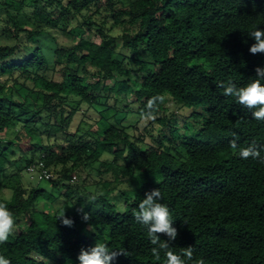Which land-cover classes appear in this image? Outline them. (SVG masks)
Instances as JSON below:
<instances>
[{"label":"trees","instance_id":"16d2710c","mask_svg":"<svg viewBox=\"0 0 264 264\" xmlns=\"http://www.w3.org/2000/svg\"><path fill=\"white\" fill-rule=\"evenodd\" d=\"M0 15V76H6L0 82V134L19 120L18 109L38 119L31 120L33 125L42 118L58 119L59 126L43 125L49 142L50 134L66 130L78 112L63 117L57 109L72 98L97 113L91 124L96 136L83 146H43L46 169L62 168L52 186L62 185L70 200V173L103 155L111 157L120 178L131 184V190L121 193L123 207L105 195L87 203L80 196L61 213L48 203L43 187L11 177L5 186L9 197L0 202L14 213L17 227L0 245V255L11 264H78L81 249L103 242L125 253L118 254L114 264H165L164 252L159 261L154 259L146 228L133 216L145 193L159 189L178 232L172 250L193 247L188 264L198 259L205 264H264V162L242 159L230 146L235 140L238 146L254 143L264 149V120L254 119L221 87L228 81L243 86L256 78L257 67H264V53L249 52L254 41L247 35L253 25L264 29V0H0ZM98 16L99 42L77 40L76 30L88 26L91 32L89 26ZM73 20L77 28L70 27ZM106 22L110 27L103 26ZM119 26L121 34L108 35ZM43 39L53 44L50 57L40 47ZM49 66L52 75L47 77ZM18 85L29 93L22 101L12 97ZM110 94L114 102L119 95H134L140 118L154 95L199 109L205 117L197 136L205 139L183 137L176 156L168 148L143 147L124 127L99 115L97 108L103 99L107 104ZM40 100L41 107L35 109ZM164 101L154 111L158 122ZM129 108L125 105L123 111ZM31 127L24 126L23 136L0 138V166L16 142L40 148ZM38 156L21 157L15 166L25 170ZM62 216L73 225L65 226ZM157 235L167 241L165 234Z\"/></svg>","mask_w":264,"mask_h":264},{"label":"rangeland","instance_id":"374dc122","mask_svg":"<svg viewBox=\"0 0 264 264\" xmlns=\"http://www.w3.org/2000/svg\"><path fill=\"white\" fill-rule=\"evenodd\" d=\"M2 16L3 15H0V21L3 18ZM97 19H100L99 16L93 20L94 24H90L89 26L91 32L88 31V26L76 30V39L99 42V39L95 37L97 36L96 29H99L102 23L100 20L97 21ZM1 23L2 22H0V25ZM77 24V20H73L70 27L77 28ZM103 26L106 28L110 27V23L106 22ZM121 32V27L119 26L115 27L108 35L111 34V36L113 35L115 37L121 34ZM62 41L68 40L62 39ZM0 43H2L1 40ZM40 47L46 55L49 57L51 56L53 44L49 39L41 40ZM143 59L146 60V56H143ZM51 69V66H49V69L45 70L44 75L47 77L51 76ZM57 78L58 77L55 76V79ZM5 79L6 76H0V82H4ZM26 86L31 87L30 82H27ZM3 92L7 95L10 94L7 87ZM12 92L13 99L17 101H22L29 95L20 85L16 86ZM110 97L106 105L103 104L105 101V99H103L102 106H100L102 108H97L101 111L99 115L114 126L124 127L133 140L141 141L143 147L151 145L162 147L163 149L168 148L170 153L176 156L178 151L175 150V148H180L179 150L182 151L180 143L183 137H198L203 140L205 139L199 135L197 136L202 127L203 117H205V114L199 109H191L185 106L183 108L179 104L174 103L171 99L166 98L158 122L155 119L149 120L140 118L136 114L134 95H129L125 99H122V96L119 95V101L117 102H114V95ZM30 98L33 101L35 100L34 95H31ZM36 105L35 109L41 107V100L37 101ZM57 105L58 104H56V106ZM125 105H130L129 112L123 111ZM57 109L63 114V117H68L70 112L74 109H77L78 112L74 115L71 124L66 130L63 129L62 131L50 134L49 142H47V134L44 132L45 129H43V125L48 126L49 123L59 126L58 119L54 120L52 118L47 120L46 118H42L43 121H38L36 125H33L31 120L34 118H32L33 116L31 114L24 116L21 111L18 109L15 110L19 120L9 125L8 129L0 134V138L3 140L13 139L18 133L23 136L26 131L24 130V126L27 124L29 127L30 125L32 126V130H29L32 134V138H39L41 146L39 148V145L34 146L28 141L16 142L15 145L12 146L6 160L0 166V198L9 197L8 189L5 186L11 181L10 178L14 176L20 180L23 185L32 187L41 186L47 190L46 199L48 203L51 202L50 204L52 206L54 205L60 208L61 213H64L68 208H71L77 203L80 196L83 197L84 203H87L92 197L105 195L112 204H117L123 199L121 195L122 191L131 190V184L127 183L124 178H120L119 168L111 162L112 159L108 155H103L99 160H88L84 165L80 166V168L73 169L70 173L71 180L66 183L68 189L72 192L70 200L64 197L62 185H58L57 187L52 186V182L57 181L61 176L62 168L58 167L55 171H52L53 178L49 183L39 182L36 179L32 180L26 172V169L18 171L15 166L16 161L21 157L32 159L36 154L39 155L40 153H44L43 146H46L48 143L53 147H56V145L66 147L68 143H78V145L83 146L84 143H89L96 136V133L93 132L91 128V124L98 116L96 112L88 110L85 105H80L77 100L72 98L67 99L63 104L59 105ZM194 112L198 115H193ZM34 120L37 121L38 119L35 118ZM100 132L101 130L99 129L98 133ZM69 165H71V163ZM73 176L76 177L74 182H72ZM34 259L41 261V259L36 256H34Z\"/></svg>","mask_w":264,"mask_h":264},{"label":"clouds","instance_id":"9594fccd","mask_svg":"<svg viewBox=\"0 0 264 264\" xmlns=\"http://www.w3.org/2000/svg\"><path fill=\"white\" fill-rule=\"evenodd\" d=\"M247 35L254 43L250 46L251 54L264 53V29L252 26ZM256 78H250L249 82L243 86H237L228 81L221 83L223 94L234 98L235 102L251 111V115L256 120H264V67H257ZM163 95H154L148 99L146 111L143 113L144 119L154 120V111L160 103L164 101ZM233 149L238 150V155L242 159L249 157L264 162V149L258 148L254 143L247 146H238L235 140L230 142ZM123 207V201H120ZM82 211V209H81ZM135 220L146 228V234L151 247L150 251L155 260L161 259V252L166 257L165 264H188L193 258V247L181 248L180 252H175L171 243L176 240L178 232L173 226L174 219L169 206L161 203V193L159 189H153L145 193V198L140 199L136 208L133 209ZM89 214L84 213V221L89 220ZM62 223L71 227L73 220L62 216ZM17 227L16 217L9 209L6 202H0V245L5 244ZM165 234L167 241L161 240L157 235ZM122 251L110 250L109 246L103 242H96L90 249H81L77 257L78 264H114L115 258ZM125 254V253H124ZM0 264H11L10 259L0 255ZM195 264H205L203 259H198Z\"/></svg>","mask_w":264,"mask_h":264},{"label":"built area","instance_id":"2783aa9c","mask_svg":"<svg viewBox=\"0 0 264 264\" xmlns=\"http://www.w3.org/2000/svg\"><path fill=\"white\" fill-rule=\"evenodd\" d=\"M44 153H40L37 160L34 163H31L26 168V172L29 174L30 178L36 179L37 181H50L53 178L52 171L46 169L42 158ZM76 180V177H72V182Z\"/></svg>","mask_w":264,"mask_h":264}]
</instances>
